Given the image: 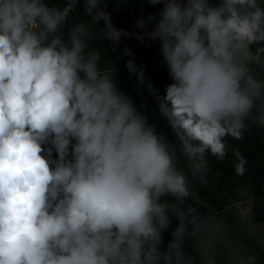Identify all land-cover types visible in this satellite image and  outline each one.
Masks as SVG:
<instances>
[{
  "label": "clouds",
  "instance_id": "obj_1",
  "mask_svg": "<svg viewBox=\"0 0 264 264\" xmlns=\"http://www.w3.org/2000/svg\"><path fill=\"white\" fill-rule=\"evenodd\" d=\"M79 2L0 0V264H196L185 245L224 223L196 203L209 158L264 127V0H147L162 8L138 39L159 41L173 81L147 87L174 144L90 50L100 21L103 40L127 35L107 4L83 0L91 23L69 25Z\"/></svg>",
  "mask_w": 264,
  "mask_h": 264
},
{
  "label": "trees",
  "instance_id": "obj_2",
  "mask_svg": "<svg viewBox=\"0 0 264 264\" xmlns=\"http://www.w3.org/2000/svg\"><path fill=\"white\" fill-rule=\"evenodd\" d=\"M111 22L114 26L127 30L143 32L155 26L148 25L145 29L137 28L138 19H146L150 14H158L162 5L153 7L147 0H105ZM51 5L64 8L68 0H48ZM121 2L122 6L116 7ZM219 0H211L218 4ZM69 25L76 22L91 23V17L83 11V0L71 9ZM97 32L96 39L91 43L90 50L96 56L103 69L114 64L118 71L116 83L123 93L135 103L148 122L155 126L158 134L165 136L169 142L175 143L174 134L167 120L159 111V101L148 90L152 84L162 97L166 86L172 83L166 64L160 54L159 41H151V46L145 47L134 38L120 41L116 50L111 51L108 43L100 38L99 31L103 29V21L93 26ZM66 35V32H65ZM127 48L132 56H124ZM138 69L144 72L145 83L141 85L135 74L129 73L125 64L133 59ZM231 146L224 161L210 159V172L206 185H197L196 203L203 212L222 219L223 225L216 230H207L203 236H197L186 244L185 249L197 263L203 260L202 255L211 257L214 264H264V243H256V235L246 232L247 223H264V127L250 125L244 133V139L226 138ZM236 148L246 160V171L238 175L234 170L235 157L232 149ZM244 199V200H243ZM243 201L248 214L240 215L238 203ZM175 222L163 234L166 243L171 239V231Z\"/></svg>",
  "mask_w": 264,
  "mask_h": 264
},
{
  "label": "rangeland",
  "instance_id": "obj_3",
  "mask_svg": "<svg viewBox=\"0 0 264 264\" xmlns=\"http://www.w3.org/2000/svg\"><path fill=\"white\" fill-rule=\"evenodd\" d=\"M242 202L243 201H239L238 203V211L240 215L245 216L246 214H248L249 209L246 210ZM246 232L252 235H256V243L258 244L264 243V223H247ZM202 256H203V260L197 264H214L211 257H209L208 255H202Z\"/></svg>",
  "mask_w": 264,
  "mask_h": 264
},
{
  "label": "built area",
  "instance_id": "obj_4",
  "mask_svg": "<svg viewBox=\"0 0 264 264\" xmlns=\"http://www.w3.org/2000/svg\"><path fill=\"white\" fill-rule=\"evenodd\" d=\"M104 3H106L107 4V2L104 0ZM66 7V6H65ZM64 7V8H65ZM70 8H66V10L68 11ZM106 11H108V5H107V9H106ZM104 23V22H103ZM155 27V26H154ZM153 27V28H154ZM103 28H104V26H103ZM117 29H119V30H122L123 32H125L127 35H125V36H122V38L124 37V38H134V39H136L137 41H139L142 45H145V46H149V40L150 39H148L147 37H145V39L143 40V42L140 40V39H138V37L139 36H141V35H143L146 31H143V32H136V31H133V30H131V31H129V30H125L124 28H122V27H116ZM152 29V28H151ZM151 29H149V30H151ZM149 30H147V31H149ZM121 38V39H122ZM106 42L108 43V45H109V48H110V50L111 51H114V50H116L117 49V47H118V44H119V42H118V44H116V45H113V43L112 42H110V41H107L106 40Z\"/></svg>",
  "mask_w": 264,
  "mask_h": 264
}]
</instances>
